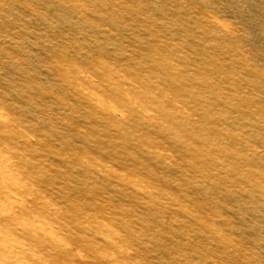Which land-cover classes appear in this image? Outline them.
<instances>
[{
  "label": "rangeland",
  "instance_id": "rangeland-1",
  "mask_svg": "<svg viewBox=\"0 0 264 264\" xmlns=\"http://www.w3.org/2000/svg\"><path fill=\"white\" fill-rule=\"evenodd\" d=\"M0 264H264V0H0Z\"/></svg>",
  "mask_w": 264,
  "mask_h": 264
}]
</instances>
